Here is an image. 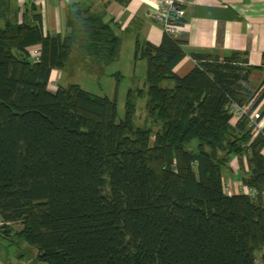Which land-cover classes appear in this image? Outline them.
<instances>
[{"label":"trees","instance_id":"1","mask_svg":"<svg viewBox=\"0 0 264 264\" xmlns=\"http://www.w3.org/2000/svg\"><path fill=\"white\" fill-rule=\"evenodd\" d=\"M33 6L31 21L25 14L0 27L1 222L20 223L16 236L45 264H257L258 253L264 264V137L250 125L255 68L244 55L193 54L195 67L179 77L182 41L137 43L144 89L127 92L117 122L120 75L112 99L76 84L51 92L49 82L74 48L101 75L120 38L102 17L73 8L64 36L44 35ZM37 45L35 61L28 48ZM143 97L155 133L134 129ZM232 106L249 114L235 119ZM244 153L240 183L254 195H229L224 166Z\"/></svg>","mask_w":264,"mask_h":264},{"label":"crops","instance_id":"2","mask_svg":"<svg viewBox=\"0 0 264 264\" xmlns=\"http://www.w3.org/2000/svg\"><path fill=\"white\" fill-rule=\"evenodd\" d=\"M33 4L41 17L44 35L64 36L67 33L66 13L73 8L89 10L102 17L120 38L121 45L126 38L133 51L137 43L159 46L164 36L153 17L158 8L157 0H111L107 3L101 0H0V27L8 21L22 22L25 14L31 21L28 11ZM176 38L184 43L182 49L186 54L174 69L179 77V73L186 75L195 67L193 54L223 57L235 52L243 54L248 65L255 68L249 83L255 93L254 112L262 115L260 122L264 125V0H189L182 29ZM37 48L41 47H30L28 52ZM120 52L121 46L112 64L120 62ZM74 71L88 74L79 69ZM53 74L56 76L58 72L53 70L51 78ZM114 74L122 77L120 71ZM235 194L238 193L229 195Z\"/></svg>","mask_w":264,"mask_h":264},{"label":"rangeland","instance_id":"3","mask_svg":"<svg viewBox=\"0 0 264 264\" xmlns=\"http://www.w3.org/2000/svg\"><path fill=\"white\" fill-rule=\"evenodd\" d=\"M133 52L132 44L129 41L127 42L126 38L123 39L120 52V62L117 64H111V66L109 65L100 75V70L95 66H92L93 68L91 70V65L82 61L74 48L68 69L61 72L55 70L58 74L56 76L53 74L54 77H52L49 82V90L54 92L58 87H66L71 84H76L86 92L98 96H106L112 99L117 85L114 73L120 71L122 77L119 79V87L116 95L117 122H120L124 119V107L127 92L129 90L144 89L146 64L145 61L142 60H139V62L138 60L134 61ZM229 56L230 55L224 57L212 55L211 60L223 62ZM239 60H242V58L238 59V61ZM77 69L86 73L93 71L95 76L74 71ZM179 74L180 77L185 76L181 73ZM166 85L167 83L165 86ZM252 93L254 94V97L255 93L253 90ZM136 101L135 114L133 118L134 129L151 130L152 133H155L159 127L155 126L154 123L147 117V111L145 108L146 98H136ZM259 115L261 118L260 113ZM262 128L264 129V125L261 123V129ZM153 140L154 137L152 136L151 141ZM247 169L248 164L246 153L240 157L233 155L230 156L223 171L224 183L225 186H227L228 194L243 192L249 193V189L244 188L240 183L241 177L247 174ZM21 229L22 226L18 222L5 224L0 220V264H45L38 260V251L36 248L27 245L16 236ZM260 259L261 254L258 253L256 255L257 264H260Z\"/></svg>","mask_w":264,"mask_h":264},{"label":"built area","instance_id":"4","mask_svg":"<svg viewBox=\"0 0 264 264\" xmlns=\"http://www.w3.org/2000/svg\"><path fill=\"white\" fill-rule=\"evenodd\" d=\"M107 3L111 0H101ZM152 1V0H146ZM158 8L153 13L155 23L159 26L164 35L170 38H176L182 29V21L186 15V9L189 4V0H157ZM31 57L35 61H38L40 57V48L33 49L31 52ZM232 116L235 119H239L243 116L249 114V109L246 107L232 106L230 110ZM250 125L253 126L254 135L262 134L264 137V129H261V118L259 113L252 112L249 115ZM264 156V150H263ZM227 192V186H226ZM247 192V191H246ZM249 195H254V192L249 190Z\"/></svg>","mask_w":264,"mask_h":264},{"label":"water","instance_id":"5","mask_svg":"<svg viewBox=\"0 0 264 264\" xmlns=\"http://www.w3.org/2000/svg\"><path fill=\"white\" fill-rule=\"evenodd\" d=\"M262 197H263V199H264V193L262 194Z\"/></svg>","mask_w":264,"mask_h":264}]
</instances>
